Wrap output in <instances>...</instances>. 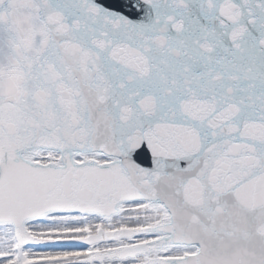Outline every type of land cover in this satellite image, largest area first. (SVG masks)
Returning a JSON list of instances; mask_svg holds the SVG:
<instances>
[{"label": "snow or ice", "instance_id": "obj_1", "mask_svg": "<svg viewBox=\"0 0 264 264\" xmlns=\"http://www.w3.org/2000/svg\"><path fill=\"white\" fill-rule=\"evenodd\" d=\"M0 264H264V0H0Z\"/></svg>", "mask_w": 264, "mask_h": 264}, {"label": "water", "instance_id": "obj_2", "mask_svg": "<svg viewBox=\"0 0 264 264\" xmlns=\"http://www.w3.org/2000/svg\"><path fill=\"white\" fill-rule=\"evenodd\" d=\"M139 162H141L143 164H148L149 163V157H148L147 153H145L144 155H142L139 158Z\"/></svg>", "mask_w": 264, "mask_h": 264}]
</instances>
